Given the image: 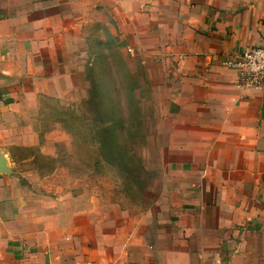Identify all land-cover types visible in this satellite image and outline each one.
Returning a JSON list of instances; mask_svg holds the SVG:
<instances>
[{
	"label": "crops",
	"instance_id": "obj_1",
	"mask_svg": "<svg viewBox=\"0 0 264 264\" xmlns=\"http://www.w3.org/2000/svg\"><path fill=\"white\" fill-rule=\"evenodd\" d=\"M259 46L264 0H0V110L63 79L126 86L173 175L119 245L82 215L67 233L0 230V264H264V89L224 65Z\"/></svg>",
	"mask_w": 264,
	"mask_h": 264
},
{
	"label": "rangeland",
	"instance_id": "obj_2",
	"mask_svg": "<svg viewBox=\"0 0 264 264\" xmlns=\"http://www.w3.org/2000/svg\"><path fill=\"white\" fill-rule=\"evenodd\" d=\"M87 82L58 80L0 110V230L67 233L83 215L91 241L101 230L103 245L115 246L163 203L173 175L161 143L144 139L152 135H143L138 95Z\"/></svg>",
	"mask_w": 264,
	"mask_h": 264
},
{
	"label": "built area",
	"instance_id": "obj_3",
	"mask_svg": "<svg viewBox=\"0 0 264 264\" xmlns=\"http://www.w3.org/2000/svg\"><path fill=\"white\" fill-rule=\"evenodd\" d=\"M224 65L236 72L240 85L264 89V46L244 48L230 55Z\"/></svg>",
	"mask_w": 264,
	"mask_h": 264
}]
</instances>
